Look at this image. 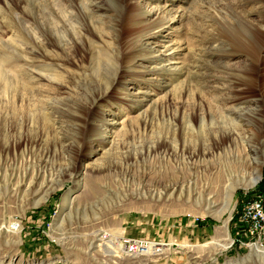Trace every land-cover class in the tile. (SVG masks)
<instances>
[{
  "label": "rangeland",
  "instance_id": "1",
  "mask_svg": "<svg viewBox=\"0 0 264 264\" xmlns=\"http://www.w3.org/2000/svg\"><path fill=\"white\" fill-rule=\"evenodd\" d=\"M257 196L264 0H0V225L21 229L0 264H264L236 225ZM100 229L149 249L99 251Z\"/></svg>",
  "mask_w": 264,
  "mask_h": 264
},
{
  "label": "bare ground",
  "instance_id": "2",
  "mask_svg": "<svg viewBox=\"0 0 264 264\" xmlns=\"http://www.w3.org/2000/svg\"><path fill=\"white\" fill-rule=\"evenodd\" d=\"M261 118H262L261 119V121H262L263 117H261ZM227 172L226 173L225 172H219L215 177L216 180L219 181V183L222 187H224V188L228 187L229 189L233 190L237 185H246L247 180H245V178L243 176L241 177L240 175H233L232 173H230V172L227 173ZM260 178H261V175H258L254 180H252L251 184H256V182ZM91 188L94 189L93 184L91 185ZM191 188H192V183H189V184L187 183V184H183L179 189H178V186L172 187L171 190L169 189V187H166L164 192L160 191V192H157L156 194L158 195L159 199L163 198V195H167L168 198H170L176 194L177 190L181 189L178 197L180 198V197L185 195V197L187 199H190L193 195ZM201 194L202 193H197V196H196L197 202L200 206L203 204L206 205L208 200H207V198L204 200V198L201 197L202 196ZM70 196H71V192L68 193V195L66 196V199L70 200ZM209 206H210V204H209ZM209 206H208V208H206L207 210L209 209ZM20 230L21 229H20L19 223H14V224L2 223V225H0V233L1 234L5 233L6 237L7 236L10 237L12 234H15L13 236H15L16 239L19 241H20V238H19ZM113 231H115V230H113ZM123 233H124L123 229H121L120 234L118 232L117 233H109L107 231L100 229V230L96 231L93 235H94V239L97 240V242H99L96 245L97 248L99 249V251L107 252L106 248H108V251L111 252L114 257L116 255V256H119L122 258L124 253H127L126 255H128L130 257H134V256L136 257V253L131 254V253L127 252V244L124 240ZM223 235H224V233H223ZM224 237H226L227 241L224 239L223 243H222V239H221V240H218V241L212 243L214 246L213 249L215 250V252L224 250L230 245L231 239L229 237V234L226 233V236H224ZM97 242L95 241V243H97ZM209 244H211V242ZM155 245L156 244H151V251L155 250L158 253L160 251H163V250L165 251V250L169 249V247L164 248V249L163 248L162 249L161 248L156 249ZM170 245H173V243H170L169 246ZM186 245H188L189 248L194 249V250L202 249V247L205 248V246L190 245L187 243L183 244V246H186ZM253 250L256 253L261 252L262 254H264V247H262L259 244L254 245ZM120 252H122L123 254ZM209 253H210V256L212 257V251L211 250ZM196 257H199V256H195V258ZM211 257L208 256L207 258H211ZM15 259H16V255L14 254L9 258V263L12 264ZM233 262H234L233 260H230L226 264H232ZM1 264H6V263L3 261V262H1Z\"/></svg>",
  "mask_w": 264,
  "mask_h": 264
},
{
  "label": "built area",
  "instance_id": "3",
  "mask_svg": "<svg viewBox=\"0 0 264 264\" xmlns=\"http://www.w3.org/2000/svg\"><path fill=\"white\" fill-rule=\"evenodd\" d=\"M236 214V225L239 234L255 242L264 243V196H257L244 201ZM127 251L143 252L149 244L137 238H124Z\"/></svg>",
  "mask_w": 264,
  "mask_h": 264
}]
</instances>
